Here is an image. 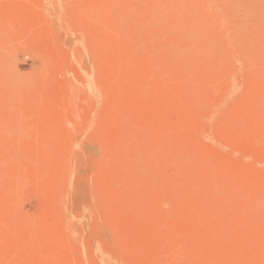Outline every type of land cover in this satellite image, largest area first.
Returning <instances> with one entry per match:
<instances>
[{"label": "rangeland", "instance_id": "obj_1", "mask_svg": "<svg viewBox=\"0 0 264 264\" xmlns=\"http://www.w3.org/2000/svg\"><path fill=\"white\" fill-rule=\"evenodd\" d=\"M0 264H264V0H0Z\"/></svg>", "mask_w": 264, "mask_h": 264}]
</instances>
